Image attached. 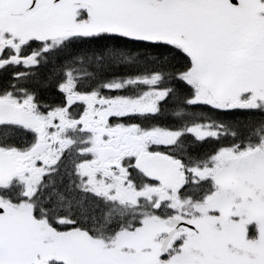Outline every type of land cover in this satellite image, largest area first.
Here are the masks:
<instances>
[{
  "label": "snow or ice",
  "instance_id": "snow-or-ice-1",
  "mask_svg": "<svg viewBox=\"0 0 264 264\" xmlns=\"http://www.w3.org/2000/svg\"><path fill=\"white\" fill-rule=\"evenodd\" d=\"M0 264H264V0H0Z\"/></svg>",
  "mask_w": 264,
  "mask_h": 264
}]
</instances>
